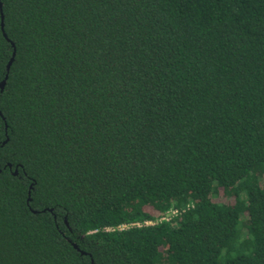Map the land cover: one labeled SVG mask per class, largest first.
I'll use <instances>...</instances> for the list:
<instances>
[{"label":"trees","instance_id":"obj_1","mask_svg":"<svg viewBox=\"0 0 264 264\" xmlns=\"http://www.w3.org/2000/svg\"><path fill=\"white\" fill-rule=\"evenodd\" d=\"M0 4V264H264V0Z\"/></svg>","mask_w":264,"mask_h":264},{"label":"water","instance_id":"obj_2","mask_svg":"<svg viewBox=\"0 0 264 264\" xmlns=\"http://www.w3.org/2000/svg\"><path fill=\"white\" fill-rule=\"evenodd\" d=\"M0 6H1V4H0ZM11 64V63H10ZM10 64L8 65V67H7V69L9 70V68H10ZM6 78H7V76H6ZM5 82H6V79L1 83V88H3V86H4V84H5ZM15 174H17V171L15 172ZM76 248H77V246L76 245H74Z\"/></svg>","mask_w":264,"mask_h":264},{"label":"built area","instance_id":"obj_3","mask_svg":"<svg viewBox=\"0 0 264 264\" xmlns=\"http://www.w3.org/2000/svg\"><path fill=\"white\" fill-rule=\"evenodd\" d=\"M148 224H152V223H148ZM127 227H128V226L123 225V226L120 227V229H124V228H127Z\"/></svg>","mask_w":264,"mask_h":264}]
</instances>
